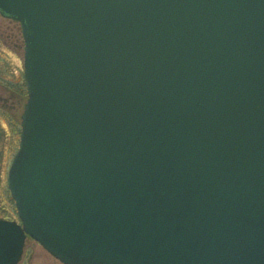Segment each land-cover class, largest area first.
I'll use <instances>...</instances> for the list:
<instances>
[{"label": "water", "instance_id": "95a60500", "mask_svg": "<svg viewBox=\"0 0 264 264\" xmlns=\"http://www.w3.org/2000/svg\"><path fill=\"white\" fill-rule=\"evenodd\" d=\"M27 100L7 173L62 264H264V0H0Z\"/></svg>", "mask_w": 264, "mask_h": 264}, {"label": "rangeland", "instance_id": "374dc122", "mask_svg": "<svg viewBox=\"0 0 264 264\" xmlns=\"http://www.w3.org/2000/svg\"><path fill=\"white\" fill-rule=\"evenodd\" d=\"M23 39L19 24L0 16V219L17 221L6 185L7 171L17 151L20 115L26 101L22 75ZM19 264H61L38 243L27 239Z\"/></svg>", "mask_w": 264, "mask_h": 264}]
</instances>
